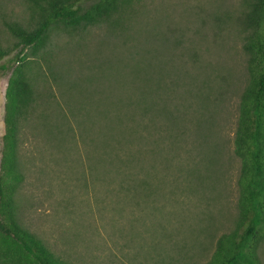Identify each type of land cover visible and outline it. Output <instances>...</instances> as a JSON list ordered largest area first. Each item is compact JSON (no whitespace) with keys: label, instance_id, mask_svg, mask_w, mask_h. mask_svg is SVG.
<instances>
[{"label":"rangeland","instance_id":"obj_1","mask_svg":"<svg viewBox=\"0 0 264 264\" xmlns=\"http://www.w3.org/2000/svg\"><path fill=\"white\" fill-rule=\"evenodd\" d=\"M145 2L147 16L137 17L136 26L140 21L142 24L139 30L136 27L139 35H135L134 42L141 44L152 27L154 31L169 28L171 35L182 40L179 43L183 46L188 39L196 41L198 48L205 44L209 50L208 59L222 65L225 72L229 69L227 76H231V83L226 87L223 103L217 109L212 108L213 117L202 116L205 120L202 126L197 129L191 119L182 118L174 127L178 128L177 138L171 139L173 143L167 159L157 162L159 188L150 202L152 208L160 207V217L148 218L144 217L145 208L135 204L129 198L130 193L120 189L128 176H140V168L129 169L125 161L100 162L97 157L102 156V151L97 153L90 145L92 136L86 129L89 122L77 126L74 124L77 114L71 113L78 99L87 104V108H94L110 91L111 100H117V92L122 88L115 83L120 78L117 64L127 54L123 51L116 59L117 53L107 51L110 46L98 45L96 41L104 33L90 28L89 34L81 39L53 33L45 49L29 57L30 76L37 97L33 115L22 122L17 136L19 167L23 175L16 196L17 215L24 227L71 264H183L181 252L184 248H191L186 262L200 264L211 253L215 238L232 225L239 165L232 151V134L236 94L246 75L240 50L242 32L229 19L235 16L241 1ZM27 16L22 0H0L3 46L10 45L13 38L6 32L2 20L23 22ZM203 34L212 35L210 41L202 42L200 35ZM212 37L216 38L215 44ZM158 48L161 52L166 50L160 45ZM160 51L157 50L154 57L149 52L150 59L140 60L139 65L156 68L161 63L159 60L166 58ZM28 52L29 47L22 50L27 55ZM11 55L3 57L0 63L7 62ZM90 61L96 63L90 67ZM9 73L10 67L0 69V136L4 129V91ZM133 77L131 74L130 78ZM209 120L211 122L207 123ZM91 131L95 132L96 128L92 127ZM165 136L164 132L156 136L162 147ZM211 146L216 151L208 152ZM121 153L123 160L126 152L122 150ZM149 162L144 163L145 168ZM134 171L137 175L130 176ZM183 178L196 191L181 192ZM171 194L177 197L168 199ZM198 228L202 230L196 232ZM259 254L264 264V244Z\"/></svg>","mask_w":264,"mask_h":264},{"label":"trees","instance_id":"obj_2","mask_svg":"<svg viewBox=\"0 0 264 264\" xmlns=\"http://www.w3.org/2000/svg\"><path fill=\"white\" fill-rule=\"evenodd\" d=\"M22 1L27 8L26 21L3 19L2 25L13 41L3 46L0 37V60L14 51L7 62L0 63L2 70L10 67L4 91V129L0 136V264H71L24 227L17 215L16 196L23 177L17 136L22 122L33 115L37 97L30 76L29 57L42 52L53 33L81 39L89 34L90 28L104 33L96 41L98 45L110 46L107 51L117 53L116 59L123 51L127 54L117 64L120 78L115 83L122 86L117 100H111L109 91L98 101L97 105L101 102L98 108L97 105L87 108V104L79 102L75 96L78 101L71 113L77 114L75 125L85 126V122H89L86 129L92 136L90 145L97 153L102 151V156L97 157L100 162L125 161L129 169L140 168V176H128L120 189L130 193V200L145 208L144 217L148 218L160 217V207L152 208L150 202L159 188L157 162L167 159L173 143L171 139L177 138L178 128L174 127L180 119L188 118L198 129L205 122L202 116L213 117L212 108L217 109L223 103L231 76H227L229 69L225 72L222 65L208 59L209 50L205 44L198 48L196 41L188 39L183 46L179 43L182 40L171 35L169 28L154 31L152 27L141 44L134 42L142 24L140 21L136 26L137 17L147 16L145 0ZM240 1L242 5L229 19L242 32L240 50L246 75L236 94L232 134V151L239 163L234 214L230 229L215 238L211 253L200 264H262L259 249L264 244V0ZM211 36L203 34L200 38L205 42ZM211 41L215 44L216 38L212 37ZM158 45L166 50L161 52ZM26 47H29V55L22 53ZM157 50L166 54V58L159 60L161 63L156 68L139 65L140 60L150 59L149 52L152 57L156 56ZM95 63L90 61L89 66ZM128 66L130 68H126ZM92 127L96 128L95 132L91 131ZM162 131L167 139L163 147L156 139ZM122 150L126 152L123 160ZM210 151L216 149L211 146ZM146 161L150 162L145 168ZM134 172H130V176H136ZM182 181L181 192L193 193L186 179ZM173 187L178 189L174 182ZM145 189L149 190L147 194ZM160 226L158 223L163 230ZM201 230L198 228L196 232ZM188 251L191 248L181 252L183 264H189L186 262Z\"/></svg>","mask_w":264,"mask_h":264}]
</instances>
